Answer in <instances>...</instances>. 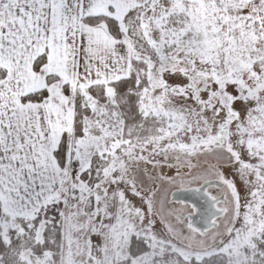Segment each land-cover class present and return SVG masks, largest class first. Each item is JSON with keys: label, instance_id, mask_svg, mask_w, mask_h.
I'll list each match as a JSON object with an SVG mask.
<instances>
[{"label": "snow or ice", "instance_id": "1", "mask_svg": "<svg viewBox=\"0 0 264 264\" xmlns=\"http://www.w3.org/2000/svg\"><path fill=\"white\" fill-rule=\"evenodd\" d=\"M0 264H264V0H0Z\"/></svg>", "mask_w": 264, "mask_h": 264}, {"label": "water", "instance_id": "2", "mask_svg": "<svg viewBox=\"0 0 264 264\" xmlns=\"http://www.w3.org/2000/svg\"><path fill=\"white\" fill-rule=\"evenodd\" d=\"M173 191H175V190H173ZM169 198H172L171 193H170V197ZM177 198L182 199L183 198V194L177 193Z\"/></svg>", "mask_w": 264, "mask_h": 264}, {"label": "rangeland", "instance_id": "3", "mask_svg": "<svg viewBox=\"0 0 264 264\" xmlns=\"http://www.w3.org/2000/svg\"><path fill=\"white\" fill-rule=\"evenodd\" d=\"M169 197H170V194H169Z\"/></svg>", "mask_w": 264, "mask_h": 264}]
</instances>
